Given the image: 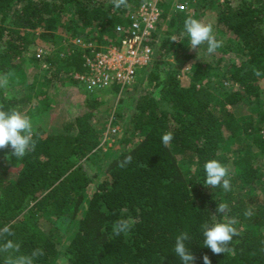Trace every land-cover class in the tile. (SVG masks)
<instances>
[{
	"label": "trees",
	"instance_id": "obj_1",
	"mask_svg": "<svg viewBox=\"0 0 264 264\" xmlns=\"http://www.w3.org/2000/svg\"><path fill=\"white\" fill-rule=\"evenodd\" d=\"M139 3L128 0L127 7L117 9L111 0H0V76L13 78L11 69L18 67L16 59L29 44L28 32L39 29V38L51 42L62 35L84 37L86 46L71 45L63 57H45L55 66L53 75L61 86L78 83L73 74L84 71V55L92 52L87 44L96 51L118 41L116 26L127 24ZM215 3L220 8L216 37H223L241 57L226 69L234 89L224 88L221 77L213 81L210 74L218 70L220 56L200 46L190 48L187 36L172 41V35H184L190 16L167 7L150 42L155 63L147 71V87L127 97L126 107L120 97L111 111L112 105L84 90L86 109L63 121L60 129H50L55 110L44 90L30 85L28 93L16 96L10 80L6 89L0 88V106L6 111L32 103L36 144L22 158L12 156L10 147L0 149V229L7 225L13 233L0 237V246L7 240L19 245L18 251H0V264L35 249L44 254L33 264H182L173 252L181 232L190 237L185 244L195 257L193 264H204V255L211 264H264V100L259 89L264 77V0ZM164 20L168 30L158 39ZM180 51H186L187 82L176 70L163 74L158 66L170 52ZM109 89L120 91L115 85ZM241 100L253 104L256 120L248 114L235 116L229 106ZM128 111L118 153L104 162V178L95 180L89 167L102 165L100 116L112 112L116 122ZM166 132L173 134L168 147L162 144ZM234 142L237 146L231 149ZM127 155L131 164L118 167ZM213 159L229 169L228 192L203 183L204 164ZM89 186L94 189L88 196ZM219 203L228 205L225 213H216ZM249 209L252 215L245 216ZM40 218L51 223L47 232L38 225ZM226 218L236 219L237 235L228 245L230 252L216 255L203 245L201 225ZM118 219H130L133 227L115 237L112 226ZM68 224L74 225V233L60 248Z\"/></svg>",
	"mask_w": 264,
	"mask_h": 264
},
{
	"label": "rangeland",
	"instance_id": "obj_2",
	"mask_svg": "<svg viewBox=\"0 0 264 264\" xmlns=\"http://www.w3.org/2000/svg\"><path fill=\"white\" fill-rule=\"evenodd\" d=\"M223 1L224 0H160L159 9L160 13L166 7L168 8V10H177L175 5L183 3L185 5L184 11H186L190 17L200 20L206 24L212 25L213 34L216 37L215 19L217 11L220 8L216 7L215 2L222 3ZM232 1L236 3L238 0ZM208 4H210L209 7L207 6ZM165 22V20L162 21L161 26L158 29V39L160 38L161 34L168 30V28H166ZM39 32V29L28 32L27 38L29 40V44L27 45L25 52L18 59H16V62H18V67L16 69H11V71L13 72V78H7L8 81H11L9 82L12 84L11 87L15 90L14 93L16 94V96H22V94L28 93V86L30 85H32L35 90H44L47 96L46 99L55 110L53 111L55 116L52 120V124L50 125V129H60L59 127L61 126L63 121L72 120L78 113L86 109L83 105L84 89L78 83L74 85L61 86L57 81L58 78L53 75L55 66L49 64V62H47V58L45 57L54 54L58 55V57H63L65 56V53L67 52V50H69L71 45L80 47L86 46L85 39L83 36L70 37L62 35L55 42H51L41 40L39 38ZM184 36H187L186 33L180 36L179 34L172 35V37L176 39H178V37L183 38ZM187 38L188 40H190L188 36ZM216 38L217 40L222 41V46L218 48L213 54H215L216 56H220L222 61L218 70H214L210 74L213 77V81H219L220 76L221 84L224 86V88L234 89L235 86H233L230 80L226 79V69L228 64H230L231 62H240L241 57L238 55L239 52L234 51L235 48L231 49L227 47V44L223 37ZM152 40L153 35L151 41ZM200 47L204 50H206L207 48L206 45H200ZM39 48L42 50L43 54H41L40 57H36V49ZM185 52L186 51L175 53L170 52L167 56H165L162 62L160 61L158 64L161 72L164 74L165 70L174 69L178 72L179 78L187 82L188 77L185 72L189 65L187 63H184L183 60V53ZM33 57H35L34 60L32 59ZM154 63L155 57H153L152 63L149 65V67L138 73L134 81L130 85L121 89L119 92L115 93L112 89H106L103 91L92 93L91 97L97 98L102 103L112 105L113 108L111 109V111L114 110L117 104V100L121 97L124 98L122 107H126L128 105V102H130V100H126L127 97L137 96L146 89L147 82L145 77L147 71L152 68V65H154ZM259 89L260 99L264 100V77L259 79ZM44 97L45 96H43L42 99H44ZM31 105L32 103L30 105H26V107L22 109H19L18 111L30 118L33 112H35L34 107ZM229 107L232 109L236 117L248 114V116L256 120V110L252 109V103L241 100L239 103ZM129 114L130 112L128 111L123 119L116 122L113 118L112 112L104 117L100 116L98 122L99 126H104L103 139L101 143L102 162L100 164L102 165L97 164L89 167L90 172L96 173L95 180L99 181L104 178V162H106L110 158H113L118 153L119 148L116 149L118 147L116 143L117 140L121 138L124 120H126ZM241 140L243 139H240V141ZM236 146L237 144H235V142L230 144L231 149H235ZM227 153L230 154V152ZM258 156V160L261 161L262 156ZM93 189L94 186L88 187V196L92 193ZM38 225L43 231L46 232L51 228V223L44 218H40L38 220ZM74 228V225L68 224L67 231L61 239L62 244L60 248H64L69 238L74 233ZM58 261L59 263H63L62 258H60V260Z\"/></svg>",
	"mask_w": 264,
	"mask_h": 264
},
{
	"label": "clouds",
	"instance_id": "obj_3",
	"mask_svg": "<svg viewBox=\"0 0 264 264\" xmlns=\"http://www.w3.org/2000/svg\"><path fill=\"white\" fill-rule=\"evenodd\" d=\"M115 8L127 7L128 0H111ZM184 30L190 39V48L197 49L200 45H206L208 54H213L218 48L222 46V41L217 40L213 34V27L211 24H206L200 20L188 17L184 21ZM172 41H175L173 37ZM260 73L257 71L256 73ZM162 79L164 77H161ZM7 76H0V88L8 87ZM33 124L31 119L19 112L18 110H4L0 106V149L11 148L12 156L16 158L24 157L28 152L34 151L36 144L33 140ZM173 140V134L166 132L162 135V144L168 147ZM132 156L127 155L123 160L117 162V166L125 168L132 162ZM206 179L204 184L206 187L218 188L222 187L225 192L231 190V182L229 178V169L219 161L213 159L204 164ZM228 205L226 203H219L216 208V213H225ZM245 216H251L252 211L249 209L244 213ZM237 223L235 218H226L224 222H216L213 224L204 223L201 225L203 234V245L208 247L213 254L219 255L228 253L231 249L228 247L229 243L235 235L237 229L234 225ZM133 223L130 219H118L112 226V234L115 237L121 234H127L131 231ZM13 235L10 226H4L0 229V237ZM190 239L187 232H181L175 238L173 252L179 257L182 264H193L194 255L186 247L185 241ZM19 245L12 240H7L0 251H18ZM42 249H35L29 256H18L7 258L6 264H33L36 257L43 255ZM204 264H211L210 258L207 255L203 256Z\"/></svg>",
	"mask_w": 264,
	"mask_h": 264
},
{
	"label": "built area",
	"instance_id": "obj_4",
	"mask_svg": "<svg viewBox=\"0 0 264 264\" xmlns=\"http://www.w3.org/2000/svg\"><path fill=\"white\" fill-rule=\"evenodd\" d=\"M160 0H140L134 10L128 14L127 24H119L115 31L121 35L118 41L84 55V71L74 73V79L88 93H95L118 86L121 89L130 85L139 70L152 63L153 49L151 38L160 16ZM176 9L183 11L185 5L179 3ZM42 50L36 49L35 56L40 57Z\"/></svg>",
	"mask_w": 264,
	"mask_h": 264
}]
</instances>
